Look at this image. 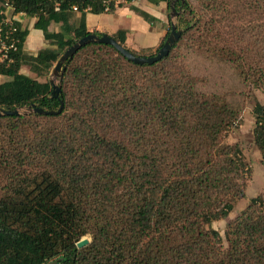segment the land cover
Segmentation results:
<instances>
[{"label":"trees","instance_id":"trees-1","mask_svg":"<svg viewBox=\"0 0 264 264\" xmlns=\"http://www.w3.org/2000/svg\"><path fill=\"white\" fill-rule=\"evenodd\" d=\"M104 1L0 0V19L7 4L21 19L17 50L0 60V109L63 101L57 114L0 116V264H264L262 195L226 223L224 239L212 226L245 194L243 152L225 141L240 109L203 92L187 63L192 53L228 63L243 82L264 87V0H176L182 32L167 55L138 64L89 42L63 63L53 96L49 79L37 76L91 32L86 12L115 9ZM24 17L45 41L34 53L24 48ZM112 36L126 47L125 30ZM252 112L264 164V104L255 101Z\"/></svg>","mask_w":264,"mask_h":264},{"label":"rangeland","instance_id":"rangeland-1","mask_svg":"<svg viewBox=\"0 0 264 264\" xmlns=\"http://www.w3.org/2000/svg\"><path fill=\"white\" fill-rule=\"evenodd\" d=\"M170 10L171 6L165 7L166 22L164 24L166 26L170 25ZM29 21V18L24 17L22 19V25L27 26ZM187 63L193 74L199 78V88L203 92L219 93L240 109V120L229 130L225 141L228 143H237L240 146L249 168V173L244 196L236 201L233 209L226 218L217 219L212 222V226L220 232L224 239L226 223L234 219L246 207L251 197L257 195L264 197V164L262 163V154L254 142V115L252 112L255 101L264 104V87L256 85L253 81H249L248 83L243 82L237 70H234L231 64L228 63L215 59H206L194 53L189 55ZM243 66H245L248 74L253 75L257 71L254 63L251 61H248V64ZM243 74H245L244 69ZM37 77L41 81L49 79L51 77V70L48 74ZM56 84H58L57 79ZM6 183L7 179L5 175L0 173V195L4 191L2 186ZM84 237L90 239L87 235L82 238ZM223 243L225 245V240H223Z\"/></svg>","mask_w":264,"mask_h":264},{"label":"crops","instance_id":"crops-1","mask_svg":"<svg viewBox=\"0 0 264 264\" xmlns=\"http://www.w3.org/2000/svg\"><path fill=\"white\" fill-rule=\"evenodd\" d=\"M132 6L148 12L154 17V20L144 19ZM166 6L167 3L163 0L122 2L112 12H86V27L89 31L104 32L109 35L123 29L126 35L125 45L128 49L136 52H141L142 48L154 49L160 44L168 30V26L164 24L166 22ZM76 16L78 17L79 13H76ZM33 21L34 19H30L27 25L29 32L24 42V48L30 53L45 46L42 31L32 26ZM21 71L28 73L26 68H22Z\"/></svg>","mask_w":264,"mask_h":264},{"label":"water","instance_id":"water-1","mask_svg":"<svg viewBox=\"0 0 264 264\" xmlns=\"http://www.w3.org/2000/svg\"><path fill=\"white\" fill-rule=\"evenodd\" d=\"M182 3L184 0H180ZM176 0H171L170 6L171 10L169 12L170 15V30L166 35L163 43L158 48V50L152 55H138L130 51L128 48L123 46L119 43L112 35L107 33H102L100 35L96 34L95 32L91 31L90 33L78 38L74 43L68 46L62 54L59 56L58 60L54 64L51 69V77L49 78V82L52 86V95L58 96L60 92L59 80L62 78V69L63 63L70 60L74 53L80 49L82 46L89 42H100L112 45L119 53H121L125 58L128 60L142 64V63H153L163 56L167 55L172 47V45L177 41L179 38L182 29H178L176 26V18L179 14V11L175 7ZM6 15L11 14V8L6 9ZM56 79L58 80V84H56ZM63 109V101L60 102V105L57 109H46L43 107H37L35 104H31L28 106H18L13 109H0V116L1 115H20V114H27V113H40V114H57L61 112ZM89 242V239L84 237L81 238L76 242L77 247H82ZM56 261H53L49 264H55Z\"/></svg>","mask_w":264,"mask_h":264},{"label":"built area","instance_id":"built-area-1","mask_svg":"<svg viewBox=\"0 0 264 264\" xmlns=\"http://www.w3.org/2000/svg\"><path fill=\"white\" fill-rule=\"evenodd\" d=\"M113 2L115 6L119 2H126L125 0H105V10L109 9V3ZM11 8V14L6 15L0 19V60L11 61V53L17 50L18 38L16 37L17 26L15 21L21 20L19 15H13V7L10 4L6 5V9ZM76 9V7H73ZM6 9L4 12H6Z\"/></svg>","mask_w":264,"mask_h":264},{"label":"bare ground","instance_id":"bare-ground-1","mask_svg":"<svg viewBox=\"0 0 264 264\" xmlns=\"http://www.w3.org/2000/svg\"><path fill=\"white\" fill-rule=\"evenodd\" d=\"M121 3H122V2H121ZM103 33H104V32H103ZM165 36H166V35H165ZM164 39H165V38H164ZM159 45H160V44H159ZM145 48H146V47H145ZM157 48H158V47H157ZM142 49H144V48H142ZM155 52H156V51H155ZM155 52H154V53H155Z\"/></svg>","mask_w":264,"mask_h":264}]
</instances>
